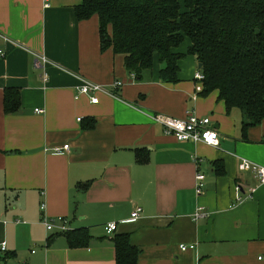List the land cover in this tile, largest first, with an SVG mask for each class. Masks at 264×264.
<instances>
[{"label": "crops", "instance_id": "crops-1", "mask_svg": "<svg viewBox=\"0 0 264 264\" xmlns=\"http://www.w3.org/2000/svg\"><path fill=\"white\" fill-rule=\"evenodd\" d=\"M80 3L0 0V264H116L117 235L138 250L136 264H264V186L234 204L236 185L244 194L256 187L240 159L264 167V121L243 131L240 113L227 114L217 92L197 93L194 56L178 61L176 83L159 80L157 55L151 72L132 81L122 55L100 51L97 17L76 20ZM35 55L51 64L36 68ZM82 80L113 95L96 94L97 104L75 99ZM114 81L124 85L113 90ZM7 89L20 98L9 114ZM187 114L210 119L218 147L178 142L152 120ZM64 145L67 152L55 151ZM197 208L207 217L194 221ZM44 215L66 219L87 239L73 246L47 232ZM111 222L117 229L108 235Z\"/></svg>", "mask_w": 264, "mask_h": 264}, {"label": "trees", "instance_id": "trees-1", "mask_svg": "<svg viewBox=\"0 0 264 264\" xmlns=\"http://www.w3.org/2000/svg\"><path fill=\"white\" fill-rule=\"evenodd\" d=\"M74 14L78 21L97 17L100 51L122 55L136 81L157 55L159 80L176 83L178 61L194 56L202 64L200 94L217 92L227 114L240 113L243 131L264 121V0H81ZM185 40L187 52L176 53ZM19 106V92L7 89L4 113ZM64 235L73 246L87 239L84 231ZM113 244L116 264H136L138 250L127 235Z\"/></svg>", "mask_w": 264, "mask_h": 264}, {"label": "built area", "instance_id": "built-area-1", "mask_svg": "<svg viewBox=\"0 0 264 264\" xmlns=\"http://www.w3.org/2000/svg\"><path fill=\"white\" fill-rule=\"evenodd\" d=\"M45 7L48 4L44 5ZM4 54L0 51V56L2 57ZM51 64L50 61L44 55H35L34 66L36 68H41L44 71L45 65ZM130 79L135 81V76L130 75ZM48 80L47 74L43 72L42 81L46 83ZM203 80L204 77L200 71L196 72L194 75L195 81V91L200 93L203 89ZM124 83L122 81H114L111 85L113 90H117L122 87ZM77 95L75 99H78L79 96H86L89 98V102L91 104H97L98 99L96 98V94L104 93L106 95H113V93L109 92L104 86L92 83L86 80H82V83L76 89ZM42 111L39 109L35 110V113H41ZM80 120V119H78ZM152 120L155 124L160 125L163 128V132L167 135L174 137L178 142H192V143H203L205 145L218 147L219 145V137L215 129L211 128V121L207 117H198L193 114H187V117L184 119H178L173 117H168L164 115H152ZM264 140V139H263ZM69 150L68 145H64L62 148L55 149L56 152H67ZM238 170L240 172H251L254 180L256 181V187H249L247 193H242L240 186L234 187V204H240L247 199L253 198L255 190L259 186H264V167L257 165L253 162H250L246 159H240L238 163ZM204 175L196 174V186L195 190L197 193H200L204 187ZM44 209V206H41ZM141 214V209L136 208L130 214V220H136L139 218ZM207 212L202 208H197L194 215L193 220L198 221L207 217ZM42 225L45 227L47 232H53L56 234H64L66 232L71 231L68 227L67 221L64 218H48L47 216H43L41 219ZM117 229V224L114 222L107 223L104 227L105 233L110 235L114 233ZM181 251L193 250L194 245H180ZM6 250L5 244L2 243L0 245V252H4Z\"/></svg>", "mask_w": 264, "mask_h": 264}, {"label": "water", "instance_id": "water-1", "mask_svg": "<svg viewBox=\"0 0 264 264\" xmlns=\"http://www.w3.org/2000/svg\"><path fill=\"white\" fill-rule=\"evenodd\" d=\"M201 68H202V64H201V63H198V66H197V72L200 71ZM211 128H213V127H211Z\"/></svg>", "mask_w": 264, "mask_h": 264}, {"label": "rangeland", "instance_id": "rangeland-1", "mask_svg": "<svg viewBox=\"0 0 264 264\" xmlns=\"http://www.w3.org/2000/svg\"><path fill=\"white\" fill-rule=\"evenodd\" d=\"M179 2H181V3H182V0H179Z\"/></svg>", "mask_w": 264, "mask_h": 264}]
</instances>
